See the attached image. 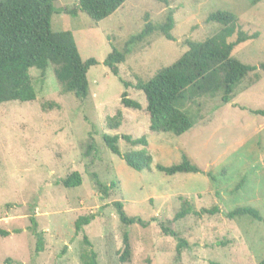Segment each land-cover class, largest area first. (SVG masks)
<instances>
[{
    "label": "rangeland",
    "instance_id": "obj_1",
    "mask_svg": "<svg viewBox=\"0 0 264 264\" xmlns=\"http://www.w3.org/2000/svg\"><path fill=\"white\" fill-rule=\"evenodd\" d=\"M57 14L52 32H70L80 58L95 59L87 73L88 95L78 100L63 92L53 66L45 76L29 70L35 89L30 103L0 105V264H81L86 251L85 235L97 255V264H174L176 242L164 236L159 223L171 221L181 200L198 211L219 208L214 216L188 215L171 228L188 242L178 264H257L264 259V223L247 216L228 219L236 208L255 209L264 219V117L249 111H264V0H127L114 14L95 24L78 12L74 0H54ZM217 10L234 14L246 33L258 32L254 41L238 45L232 57L257 66L223 105L220 96L200 97L180 105L193 127L179 137L149 131L144 95L135 90L161 68L175 62L187 49L185 40L203 41L219 29L205 22ZM173 12L174 42L155 32L134 45L118 66L114 77L102 65L112 46L122 50L130 36L138 34L146 20L164 23ZM70 12H74L71 15ZM128 83L125 89L119 81ZM140 104V110L125 108L121 94ZM118 112V129L110 130L107 119ZM144 136L153 158L150 171L137 173L111 154L102 134ZM93 142L96 152L84 155ZM119 148H132L123 140ZM185 153L201 173L166 176L156 164L169 166ZM80 176L78 187L61 181ZM92 175L110 187L104 197ZM209 175V176H208ZM121 202L127 216L148 224L124 227L113 203ZM94 215L90 225L76 234L74 222ZM34 216L42 233L43 250L35 254L36 239L30 233ZM19 231V233H16ZM129 235L128 262H120L122 238Z\"/></svg>",
    "mask_w": 264,
    "mask_h": 264
},
{
    "label": "trees",
    "instance_id": "obj_2",
    "mask_svg": "<svg viewBox=\"0 0 264 264\" xmlns=\"http://www.w3.org/2000/svg\"><path fill=\"white\" fill-rule=\"evenodd\" d=\"M54 0H0V105L7 102L30 103L35 100V89L29 70L34 68L44 77L49 66H53V74L65 93L73 95L78 100H84L88 95L87 73L98 63L95 59L83 61L78 53L75 41L70 32L54 33L50 22L57 11ZM127 0H74L78 12L85 14L97 24L114 14ZM174 0H161L168 5ZM74 15V12H70ZM205 22L216 24L219 29L203 41L185 40L186 51L171 65L159 69L147 82L138 80L133 88L144 95L146 112L149 117V131L156 134H171L179 137L193 127L190 116L181 111L180 105L200 97L220 96L223 105L229 104L234 96L235 88L257 66L241 63L233 58V50L240 44L258 39L259 33H246L242 30L238 18L227 11L217 10L208 14ZM174 27L173 12L168 11L164 23L153 25L146 20L142 30L129 37L122 50L112 46L111 52L105 57L102 65L118 77V66L137 43L142 42L155 32L162 34L169 42H174L171 31ZM264 69V65L260 66ZM125 89L130 85L119 79ZM121 104L128 109L140 110L138 102L128 99L126 92L121 94ZM250 114L264 117V111L252 110ZM122 114L118 112L107 119L110 130L118 129ZM102 141L108 151L122 159L125 165L137 172L150 171L153 158L147 147L144 136L132 138L129 135L102 134ZM137 150L122 153L119 141ZM96 152L93 142L86 145L84 155L90 157ZM264 171V158L262 160ZM156 171L166 175L197 174L201 171L193 165L185 153H181L180 161L176 164L163 166L155 165ZM209 176V175H208ZM92 178L101 194L106 197L110 187L103 185L95 175ZM66 188L78 187L81 184L77 173L61 181ZM119 222L124 227L139 225L143 228L148 224L138 217H130L124 211L121 202L113 203ZM219 208H201L196 211L187 200H181L180 207L171 221L159 223L161 233L172 238L175 242L174 264L181 260L182 252L189 248L188 242L171 228L173 222L180 221L188 215L214 216ZM247 216L264 223L259 213L252 208L240 207L226 214L228 219ZM95 216L79 217L74 222V231L79 234L83 227L90 225ZM30 233L36 239L35 254L43 250L42 233L37 229L35 217H30ZM19 233V231H16ZM0 236H9L1 232ZM82 244L86 251L80 255L81 264H97V255L92 245L84 235ZM122 253L120 262H128L130 256L129 235L122 238ZM257 264H264V259Z\"/></svg>",
    "mask_w": 264,
    "mask_h": 264
}]
</instances>
